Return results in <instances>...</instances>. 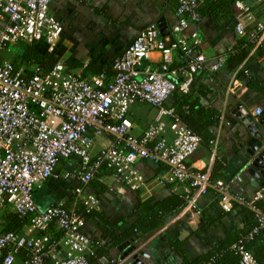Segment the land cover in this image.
<instances>
[{
    "label": "built area",
    "instance_id": "obj_1",
    "mask_svg": "<svg viewBox=\"0 0 264 264\" xmlns=\"http://www.w3.org/2000/svg\"><path fill=\"white\" fill-rule=\"evenodd\" d=\"M201 1L179 0L175 32L183 33L190 23L199 21L197 7ZM50 2L0 0V55L18 43L56 44L62 25L49 12ZM235 6L234 30L244 35L253 20L251 7L242 0L235 1ZM248 34L256 44L262 42L264 23L257 22ZM200 43L197 31L174 39L161 36L157 24L149 23L113 60L114 74L108 81L103 74L87 78L67 70L62 60L44 71L37 65L16 69L9 59H1L0 213H16L26 218L27 224L23 232L0 231V264H89L91 241L83 232L84 218L76 208H68L61 201L39 209L33 199L36 186L59 177L55 173L58 161L70 157L78 158L80 165L76 177L79 185L72 193L86 212L99 207V199L84 187L101 168L138 190L145 186V179L136 163L146 160L166 164V171L158 178L160 184L184 183L183 194L192 209L197 211L191 195L204 194L214 187L221 193L219 203L224 211L236 201L256 212L259 226L249 237L264 226V214L255 206V201L262 198L261 191L250 199L231 194L222 180L212 181L207 172L187 164L200 145V137L165 105L174 91L188 92L194 74L205 68L206 58L198 50ZM154 51L160 53L158 68L142 71L143 61ZM175 56L181 61L183 77L179 82L168 77L177 73L172 69ZM223 64L224 58L218 56L209 69L216 71ZM136 102L156 110L153 121L138 136L130 132L132 122L128 117L130 105ZM260 113V108L253 110L255 116ZM167 130L171 139L166 137ZM100 135H108L114 142L92 155L95 137ZM71 175L62 174L64 178ZM232 247L240 255V264H256L242 244Z\"/></svg>",
    "mask_w": 264,
    "mask_h": 264
},
{
    "label": "crops",
    "instance_id": "obj_2",
    "mask_svg": "<svg viewBox=\"0 0 264 264\" xmlns=\"http://www.w3.org/2000/svg\"><path fill=\"white\" fill-rule=\"evenodd\" d=\"M247 4L250 5L253 15V20L249 21L246 27V31H250L255 28L257 22L264 23V0H247ZM175 6L176 0L171 2L168 0H51L49 12L60 21L62 34L53 47L44 44L48 51H53L59 44L63 45L59 60H64L65 63L73 62L75 64L73 66L67 64L72 72L75 71L74 73L80 75L84 73V77L90 78L96 75L91 73L90 65L107 64L113 58L120 57L147 24L156 23L161 17L168 27V35L174 39L183 34L189 37L191 32L197 31L201 39L198 50L203 53L206 62L205 68L194 74V89L200 88L201 91L199 95L197 91L195 93L199 96L201 106L218 109L220 117L211 144L204 147L200 143L198 149L187 159V164L194 169L207 172L210 176L215 161L220 159L222 163L220 177L226 182L224 183L226 189H229L230 185L232 191L246 197L255 195L258 191L262 192L264 185L262 186L260 180L247 171L248 161L243 156L246 140L251 135L245 125L231 112L241 105L257 120L264 117V92L257 88V84L255 88H249L245 83L246 73L257 81H264V55L254 56L251 51L235 70L230 69L225 63L228 55L224 53L234 50L237 41L243 35H238L234 30V15L224 18L225 12L229 11L225 3L217 11L216 17L209 14L203 16L197 25L189 24L183 33L175 32L173 29L177 21ZM63 38L66 41L64 44H62ZM218 56L224 58V64L218 70L211 71L209 65ZM159 61L160 53L151 52L142 63V71L157 69ZM180 65L181 61L175 56L172 69L177 73L168 75L170 79L182 80ZM258 86L262 85L258 84ZM151 108L153 107L140 102L130 105L128 117L132 122L130 132L133 135H140L153 121L156 110ZM256 108L261 109L258 116L253 114ZM261 127L264 128V124ZM171 136V132L167 130L166 137L171 139ZM110 142L114 140L108 135L96 136L91 154H95L101 146ZM136 167L145 179V186L138 190H133L117 181L110 172L105 171V174L98 178V181L107 187V192L102 195L103 198H100L96 210H103L114 222L118 218L131 221L139 199L150 197L163 199L174 191L184 193L186 188L184 183L167 185L158 182V178L167 169L166 164L140 160L136 163ZM64 172H70L72 175L64 178L62 176ZM79 172L78 158L60 159L55 168V173L59 177L48 178L34 190L33 199L37 207L45 209L51 204L63 201L66 207L72 208L79 203L72 193L79 185L76 179ZM258 172L256 170V174ZM237 177L240 178L239 181ZM41 189L44 193L48 192L50 198L37 200V194ZM53 192L57 194L53 195ZM71 196L74 198L73 202L70 200ZM191 198L192 201L196 200L197 211L186 204L158 230L145 238L134 237V242L131 244H134L139 252L148 254L150 264H181L183 258L193 260L212 247L219 246L224 228L236 229L241 226L242 219L235 212L223 215L214 208L212 204L215 198L212 192L200 195L194 193ZM90 223L83 225L82 229L86 235L95 231L94 222ZM53 231L57 233L54 228ZM91 250L92 253L87 255V259L88 256L90 259L89 264L98 261L106 253L113 256L118 254L115 247L109 251L105 250L102 254H98L95 247H91Z\"/></svg>",
    "mask_w": 264,
    "mask_h": 264
},
{
    "label": "trees",
    "instance_id": "obj_3",
    "mask_svg": "<svg viewBox=\"0 0 264 264\" xmlns=\"http://www.w3.org/2000/svg\"><path fill=\"white\" fill-rule=\"evenodd\" d=\"M168 1L171 2L172 0ZM235 1L236 0H202L197 7L199 21L194 24L197 25L201 18L208 14L209 16L212 15V17H216L217 11L223 3H225V6L229 9V11L225 12L224 18L231 17L232 15L235 16L237 10L235 7ZM243 1L247 3V0ZM178 5L179 0H176L175 13ZM190 24L192 25L193 23ZM248 32L249 31H246V33L239 38L234 50L232 49V51L224 53L225 55H228L225 63L230 69L232 68V70H235L251 51L254 56L261 57L264 55V40L259 44H256L255 40L249 37ZM44 43L45 42L43 41H35L29 44L18 43L16 45H20L21 51L17 52L16 56L9 60L16 69L20 66L37 65L44 71H47L57 60H59L63 47L59 44L53 51H48L46 44ZM3 52L0 55V61L5 58ZM113 60L114 58L109 63L100 64L99 66L90 65L89 69H91L90 71L92 74H103L106 77L105 80H107L114 74L112 69ZM67 64H70V66L75 65L73 62L66 61L65 65L67 70H70ZM246 74V86L249 88H255L257 84V88L261 92H264V81H257L251 77L249 73ZM82 75L85 76L84 73ZM239 77H241V74ZM179 80L180 79L176 82ZM193 82L194 78L189 86L188 92L186 93H182L178 90L174 91L165 102V105L173 108L187 127L200 137V143L204 147H208L211 144V141L215 138L220 111L214 107L201 106L198 96L201 94V91H199L200 88L194 89L195 86ZM258 84H261L262 86L260 87ZM195 92L198 93V95H196ZM221 165L222 163L220 159H217L214 163L212 173L210 174L212 181L218 179L221 180ZM105 171L109 172L105 168H101L96 176L89 180L84 187L85 191L95 194L99 199V202L100 198H103L102 195L107 192V187L98 181V178L103 176ZM223 183L226 182L223 181ZM229 187L228 191L231 194L244 196L238 192L232 191L230 185ZM207 192L213 193L215 202L212 205L214 208L221 211L223 215H230L235 212V214L239 215L242 219L241 226L236 229L224 228V235L219 246L212 247L210 250L193 260L183 258L181 264H240V255L238 251L232 247L235 244H242L245 250L251 252L256 264H264V226L259 228L257 232L249 237L252 230L259 226L256 212L248 206L236 201H232V207L229 211H224L219 203L221 198L220 191L214 187H210L206 190V193ZM262 193V198L255 201V206L261 214H264V189L262 190ZM253 196L254 195L244 197L250 199ZM70 200L73 202L74 198L71 196ZM66 204L69 205L68 203ZM186 204L187 198L185 197V194L176 191L171 192L163 199H156L155 197L143 200L139 199L133 211L131 221H128L125 218H118L115 222L106 216L103 210L98 211L93 209L86 212L79 203L73 206L76 208L77 213L84 218V225L86 223L94 222L95 231L93 234H87V236L90 238L91 247H95L97 253L102 254L105 253V250L109 251V249L116 247L130 238H145L158 230L170 217L175 215ZM26 224L27 219L19 217L16 213L6 211L0 213V231L12 230L23 232V228ZM50 231H53L52 228H50ZM88 260L90 262L89 256Z\"/></svg>",
    "mask_w": 264,
    "mask_h": 264
},
{
    "label": "water",
    "instance_id": "obj_4",
    "mask_svg": "<svg viewBox=\"0 0 264 264\" xmlns=\"http://www.w3.org/2000/svg\"><path fill=\"white\" fill-rule=\"evenodd\" d=\"M161 36H167L169 33L168 27L161 17L156 22ZM232 114L235 118L241 121L247 132L251 135L246 140V149L244 157L248 161L247 171L260 180L261 185H264V128L261 127L264 124V117L260 120L252 117L250 112L241 105L233 109ZM256 170L259 172L256 174ZM134 238H130L115 247L118 251L116 256L106 253L100 257V259L93 264H150L148 254L139 252L134 244Z\"/></svg>",
    "mask_w": 264,
    "mask_h": 264
},
{
    "label": "rangeland",
    "instance_id": "obj_5",
    "mask_svg": "<svg viewBox=\"0 0 264 264\" xmlns=\"http://www.w3.org/2000/svg\"><path fill=\"white\" fill-rule=\"evenodd\" d=\"M65 39L63 38V40H62V44H64V42H66V41H64ZM63 46V45H62ZM19 51H21V47H20V45H10L9 46V48H7L4 52H3V54L5 55V58L6 59H12L13 57H15L16 56V53L17 52H19ZM62 61H64V60H62ZM75 72V71H74ZM151 109H153V108H151ZM154 112H155V110H154ZM57 193H54L53 192V195H56ZM50 198V195H49V193L48 192H46V193H44V190L43 189H41L40 190V192L37 194V200H41L42 198H44V199H47V198ZM35 198H36V196H35ZM41 198V199H40Z\"/></svg>",
    "mask_w": 264,
    "mask_h": 264
}]
</instances>
